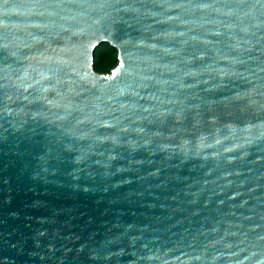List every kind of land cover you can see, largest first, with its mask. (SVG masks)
I'll return each instance as SVG.
<instances>
[{"label": "water", "instance_id": "obj_1", "mask_svg": "<svg viewBox=\"0 0 264 264\" xmlns=\"http://www.w3.org/2000/svg\"><path fill=\"white\" fill-rule=\"evenodd\" d=\"M0 264H264V0H0Z\"/></svg>", "mask_w": 264, "mask_h": 264}, {"label": "trees", "instance_id": "obj_2", "mask_svg": "<svg viewBox=\"0 0 264 264\" xmlns=\"http://www.w3.org/2000/svg\"><path fill=\"white\" fill-rule=\"evenodd\" d=\"M92 68L99 73H108L117 63L116 49L107 42H100L94 47Z\"/></svg>", "mask_w": 264, "mask_h": 264}]
</instances>
